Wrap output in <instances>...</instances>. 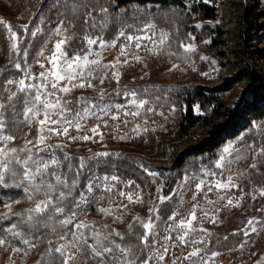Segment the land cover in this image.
I'll use <instances>...</instances> for the list:
<instances>
[{"label":"snow or ice","instance_id":"1","mask_svg":"<svg viewBox=\"0 0 264 264\" xmlns=\"http://www.w3.org/2000/svg\"><path fill=\"white\" fill-rule=\"evenodd\" d=\"M197 0H184V12L191 13V9L195 6ZM95 4V7L92 5ZM113 11H109L106 5H103L99 0H49L45 5V10L63 16L54 28H50L46 33L41 27L44 22V11H41L37 17V23L29 29V25L16 26L22 30V34L18 36V32L13 30V25L4 20H0V25L7 29L8 40L10 41V51L17 56L15 61L10 62V67L19 70L20 78L14 79L10 77L0 78V96L7 92V101L0 102V130L5 129V110L12 109L15 114V103L23 104L24 122L29 128L33 123L37 127V135L32 140L25 139L24 145L17 147H7L8 142L13 141V135H4L0 131V187L4 189L15 188L22 189L28 201H33L34 197L39 195L42 199L35 200L32 207L25 210V213H13L11 211L12 203L19 201H11L4 203V207L8 210L6 214L0 215V219H9L10 216L18 217L17 223H11L8 227L0 226V245H11L12 240H18L20 245L27 246V250H31L39 243L40 236L33 235V228L38 222L35 218L47 216L48 221L52 223L46 224L45 227H50L51 231H56L58 223L61 231L57 233V240L62 241L53 249L52 241L48 240L49 245L47 254L52 255L53 252L58 254L62 260V264H70V261H75L76 253L72 251L75 248L79 252H87L88 256L85 259H93L97 264H209L207 252L204 249L207 246L210 233L202 226H198L197 208H201V216L204 219H209L210 222H222L215 213L220 211L215 207L212 200L207 199V194H204V200L208 205L214 208V212L209 213L203 211V205L197 200L193 194L195 201L187 215L182 216L175 209L172 210L167 220H161L159 215V206L153 201H149L152 205L149 207V217L141 219L135 216L133 219L136 226L143 232V235L132 231L133 224L128 225L129 232L127 240L125 234L116 231H101L94 223L89 224L86 220L79 219L81 216H86L87 206L93 203H98L104 197L100 195L98 198L94 193V189L111 192L115 182H121L126 186L134 185L132 179L121 181L117 175L97 176L94 168L96 166L115 167L114 162L108 160H98L95 166L87 167L86 161L96 157H109L110 153L99 152L92 153L91 158L77 157L73 158L67 153H64V163L60 161L56 154V150H62L67 147L62 140L55 145L48 144L46 141L52 136L66 137L69 141H90L94 136H99L102 141L104 139L101 133V127H111L113 131L120 129V125L125 127L131 125L129 132L119 135L120 140L133 139L146 136L149 131L155 132V127H149V114L154 109L150 101L145 99L143 95L138 94L137 89L128 88L127 85L121 90L119 87L120 78L122 75L121 69L129 66L130 61L139 62L147 67L144 57L139 55V51H146L149 55L160 57L167 56L169 62L175 57L177 61H183L185 64L192 66V54L196 52L195 43H184L180 41L178 47L182 50L179 53L171 51V46L175 42L170 39L171 33L166 29H157L156 22L151 17L155 14L158 17L166 18L168 12L177 14V10L169 7L167 11L161 9L158 4L145 3L143 6L131 3L126 10L124 7L115 4L113 0ZM86 10V11H85ZM93 12L97 13L93 16ZM66 14V15H65ZM84 15L85 30L81 37L85 47L83 49H69L68 43L76 38V33L71 35L68 33V28H73L74 20L79 19L80 15ZM71 16L72 19H68ZM91 21V24H89ZM129 21H132L131 23ZM50 22V21H49ZM209 23H212L211 21ZM216 23H219L217 21ZM67 24V27H65ZM112 26L115 35L111 40H105L103 33ZM195 28H201V23L197 22ZM99 32V34H94ZM38 34L43 37L44 42L40 44L37 51L34 53L33 60L44 68L43 61L46 60L50 67L40 71L38 76H34L31 72V66L27 62L29 50L33 45V38L38 37ZM25 37H28L25 40ZM191 40H195L192 33H188ZM49 40L54 41V48L47 50L45 55L46 45ZM120 41L119 51L112 61L103 62V53L109 48L117 45ZM202 43H210V40L202 41ZM143 44V48H142ZM69 51L72 55L69 56ZM123 57V59H121ZM200 60L208 61L210 58L200 55ZM216 60H211V65H216ZM23 64V67H22ZM178 63H172L168 71L177 69ZM9 68L0 69V72L8 71ZM185 69H181L184 71ZM195 70V69H193ZM215 70V69H214ZM110 73V75H109ZM147 75V73H144ZM208 75V73H201ZM143 77H141L142 79ZM93 79L104 84L105 80H115L117 89L115 96H123L125 103L115 102L112 95L105 93L104 88H99L97 99L92 100L83 96L75 101L63 99L65 94H69L76 88H91L96 89V85L92 83ZM32 81V82H26ZM38 81V82H37ZM15 87V91L12 88ZM150 89H159V86H145L140 89L142 94H150ZM156 99L160 98L156 93ZM194 109L199 113L200 107L198 104L193 105ZM170 111H175V105L171 106ZM163 115V113H159ZM42 115V118H40ZM123 117V119H120ZM131 118V119H129ZM89 119H94L96 123L90 128L87 127ZM109 119L113 122L119 120V123L109 125ZM167 119V117H165ZM14 127L19 124L13 121ZM163 127V126H161ZM70 129H73L76 134L71 135ZM166 131V129H164ZM91 132V135L88 133ZM264 136V134H262ZM33 140L35 143L33 144ZM95 142V141H93ZM32 144V147H28ZM43 145V147H40ZM35 149V151H34ZM243 151L250 152L253 155V163L251 168H256V157H264V143L256 147L250 144ZM235 152L234 158L230 159L231 153ZM18 153H24L23 158ZM41 153H46L41 155ZM241 150L229 144L224 146L222 154L214 161V165L221 171H212L211 169H203L201 178L195 183L197 190H202V186L209 185L207 191L213 190V185L217 190H224L221 195L217 191L218 199L226 200L225 207H239L240 198L229 194L228 190L237 188L236 179L244 178L243 173H231L232 164L239 159L245 158L241 156ZM120 157L119 153L115 154ZM73 159L77 160V164L73 165ZM225 165L229 174L224 177ZM66 166L67 171L63 168ZM140 167L149 176L155 177L156 172H150L147 167L140 164ZM86 169L88 178L85 181L84 190L80 191L79 197H75V192L79 187V177L81 172ZM71 174V175H70ZM208 177L214 179H206ZM39 178V179H38ZM185 181L196 180V176L189 177L185 174ZM138 189L139 185H135ZM161 191V186H157V192ZM175 191V189H173ZM85 192L89 195L85 196ZM259 194L264 196V189L259 190ZM121 197L127 196L129 202H132L134 195L132 191L125 193L120 191ZM244 195L241 189L240 196ZM255 195L252 199H255ZM160 202H166L170 199L168 196L160 195ZM112 197L109 198V207H98L97 211L106 216H113L114 221H122L123 214L114 213L111 207ZM135 202L143 203L139 193L135 195ZM182 202V199H181ZM70 204L71 207L62 205ZM125 205H117V208ZM63 216V219H59ZM179 217V219H177ZM259 218H249L245 225L246 229L250 227V231L255 233L256 223ZM157 221H160L158 224ZM169 221H171L169 223ZM197 221V225L193 224ZM27 231H25V227ZM108 226L105 225L104 228ZM264 228V225L261 226ZM158 229L162 230L164 235L159 237L163 240V250L158 246ZM244 236H248V231L243 232ZM119 239V243L117 242ZM227 239V237H225ZM138 241L140 248L144 251L143 257H138L135 252ZM177 245L187 246L190 250L182 257L173 256L171 260H165V256L170 250ZM244 247V244L240 246ZM27 250L20 246H11V252L23 251L27 255ZM204 252V255L201 253ZM217 251H211V257H217ZM9 264H12L9 261Z\"/></svg>","mask_w":264,"mask_h":264},{"label":"rangeland","instance_id":"2","mask_svg":"<svg viewBox=\"0 0 264 264\" xmlns=\"http://www.w3.org/2000/svg\"><path fill=\"white\" fill-rule=\"evenodd\" d=\"M45 0H35L27 14L24 16L23 12L20 9L15 8V5L12 4L11 0H0V20H4L7 23L13 25V30L18 32V36L22 34V30L16 26L19 25H29V29L32 28L34 24L37 23V17L42 11V7ZM26 6L27 3H24ZM210 7H213L215 10L214 19H202L197 14L194 15L195 24L197 22L201 23L202 30L204 28H209L210 30L215 31V35L211 34L202 35V38L197 40H192L188 43H195L196 52L192 54V60L194 64L189 66L183 61H177L175 57L171 58V62L167 56H152L149 55L146 51L140 50L139 55L144 57V61L147 64V67H144L142 63L130 61L129 66H126L121 69L122 75L119 82V87L122 90L125 85L128 88H135L138 91V94L144 96L145 99L150 101L148 106L153 107L154 111L149 114V127H155V132L149 131L146 136L142 134L141 137H136L133 139L120 140L119 135L129 132L131 125L125 127L123 124L120 125V129L113 131L111 127H101L100 131L104 136V139L101 141L99 136H94L93 140L90 141H69L66 137H59L52 135L46 143L55 145L58 141L62 140L67 147L62 150H56V154L62 164L64 163V153H67L73 158L77 157H86L91 158L92 153L99 152H109L110 156L116 157V153L126 152L136 155L140 160H142L150 172H156L155 177H149L148 182L145 186H140L137 189L134 184L131 186H126L121 182H115L114 187L111 192L103 190L94 189V193L97 198L100 195H103L102 200H98V203H93L87 206L86 216H81L79 219L86 220L89 224L94 223L95 226L101 231H111L116 230L125 234V240H127L126 235L129 232L128 225L133 224L132 231H136V222L134 221L135 216H139L141 219H147L149 217V207L152 205L149 201H153L156 205L159 206V215L161 220H167L168 216L171 214L172 210L175 209L182 216L187 215V210L191 208V205L195 202L192 197L193 194L196 195L197 200L200 204L203 205V211L209 213L214 212V208L211 205H208L204 200V194H207V199L212 200L216 208H219L220 211L215 213L219 220L222 222H210L209 219H204L201 216V208H197V221L199 222L198 226H202L207 229L211 234L208 237V243L204 252H207L209 264H264V228L261 226L264 225V196L259 194L260 189H264V178H260L258 181L253 177L252 171H258L260 168V163L263 157H256V168L253 169L250 167L253 163V155L250 152L243 151L247 148L248 145L254 144L256 147L261 146L262 140H264V122L257 123L253 131L243 133L237 139L228 142L226 145H233L235 148L241 150V156L245 157L239 160H236L230 169L231 173H243L244 178L236 179L238 185L237 188L228 190L229 194L240 198L239 207L235 206V201L233 206L225 207L227 203L226 200H220L217 196V191L224 194V190L215 189L214 185L212 191H207L209 185L202 186V190H197L195 188V183L198 182L201 178L203 169L201 168L199 173H194L191 168L185 169L182 172V175L179 177L175 170L172 169L174 158L176 155L182 153L191 145L199 142L200 140L206 137V133L203 130H199L192 134L189 137L184 139L177 138L175 132L178 126V120L180 116V110L178 106L175 105V111H170L172 103L168 104H157V101L151 93H156L161 95L163 91H181L187 90L191 91L197 86H206L210 88L222 86L225 81L235 73V70L229 66V62L226 59V56L230 55V52L239 49L250 50V53L247 54L248 62L255 66L257 71L261 76H264V59L257 54V51L264 53V0H211L205 1ZM246 7L254 8L256 17L251 19V22L254 25V28H250L245 31L242 23V17ZM212 23H209V22ZM219 21V23H216ZM3 25H0V28ZM56 26L50 23L45 17L44 22L41 24V27L46 33L50 28ZM4 27V26H3ZM157 29H165L163 27L157 26ZM6 29V28H5ZM71 35V34H70ZM246 36L248 42H245L243 36ZM6 36L8 40V34L6 29ZM28 37H25L27 40ZM250 38V39H249ZM210 40V43H202V41ZM217 40L218 46L211 49L209 45L212 41ZM9 45L6 48L0 46V68L2 64H9L12 61L17 59V56L14 52L10 51V41L8 40ZM44 42L43 37L38 34V37L33 38L32 48L29 50V55L27 58L28 64L31 66V72L34 76H38L40 71L46 70L50 67V64L44 60V68L40 67V64H37L33 60L34 53L39 48L40 44ZM70 43L67 47L70 48ZM120 41H117V45L113 48H109L103 53V62H109L114 59L119 51ZM54 48V41L49 40L46 45L45 55L48 54L47 50ZM143 48V44H142ZM173 51V50H171ZM220 53L226 54V56L221 57ZM69 54V53H68ZM209 57L208 61L200 60V55ZM69 56H71L69 54ZM3 59V60H2ZM123 59V57H121ZM216 60V65H211V60ZM172 63H178L179 67L168 71L171 68ZM231 64V63H230ZM23 67V64H22ZM181 69H185L181 71ZM195 69V70H193ZM215 69V70H214ZM147 73V75H144ZM201 73H208V75H201ZM110 75V73H109ZM1 76V72H0ZM20 75L16 78H20ZM141 77H143L141 79ZM32 82V81H26ZM38 82V81H37ZM92 83L96 85V89L91 88H76L73 89L69 94H65L63 99L68 101H75L77 98L83 96L92 100L97 99V92L99 88H104L105 93L112 95L115 102L125 103V98L123 96L116 97L115 91L117 89V83L115 80H105L104 84H100L98 80L93 79ZM159 86V89H150V94L140 93V89L145 86ZM244 86L239 84L234 90L228 89L224 93V100H229L230 102H236L240 99ZM15 91V87L12 88ZM8 96V93H7ZM6 96V98H7ZM6 99L0 98V102H6ZM24 107V106H23ZM159 113H163L160 115ZM167 117V119H165ZM42 118V115L41 117ZM120 119H123L121 117ZM131 119V118H129ZM24 116L21 119L23 124L22 132L15 137L13 141L8 142L7 147H21L24 145L25 139L32 140L33 137L37 135V125L33 123L31 127L24 122ZM96 121L94 119H89L87 127L94 125ZM113 123H119V120L113 122L109 119V125ZM163 126V127H161ZM166 129V131L164 130ZM4 135H9L6 131V125L4 130H0ZM71 135L76 134L73 129H70ZM91 135V132L88 133ZM247 136L258 140V144L255 141H248ZM254 137V138H253ZM95 141V142H93ZM159 141H164L166 146L158 148ZM35 141L33 140V144ZM224 145V146H226ZM223 146V148H224ZM28 147H32V144H29ZM43 147V145H40ZM223 148L221 153L223 152ZM35 151V149H34ZM21 158L25 155L24 153H18ZM45 155L46 153H41ZM236 155L235 152L231 153L229 156L230 159L234 158ZM91 160V159H89ZM88 160V161H89ZM86 161V162H88ZM264 169V168H263ZM212 171H221L214 167ZM97 176L100 175L95 171ZM187 174L189 177L196 176V180L189 179L185 181L183 178ZM229 174L227 166L225 165L224 177ZM39 179V178H38ZM206 179H214L208 177ZM123 181V180H121ZM161 186V191L157 192V186ZM175 189V191H173ZM243 190L244 195L241 197L240 192ZM120 191L125 193L132 191L134 199L132 202H129L127 196L121 197L119 195ZM139 193L143 203L135 202V195ZM89 194L85 192V196ZM160 195L168 196L170 199L166 202H160L158 197ZM255 195V199H252V196ZM112 197L111 207L114 213L123 214L122 221H114L113 216H106L97 211L98 207H109V198ZM1 198V197H0ZM43 197L37 195L34 197L33 201H28L24 196L21 198L14 199V197L5 198L3 201H19L18 203H12L11 211L13 213H22L27 208L32 207L35 200L42 199ZM182 199V202H181ZM3 207L0 211V214L7 213V209ZM117 205H125L126 209L123 207L117 208ZM249 218H259L256 223L257 231L255 233L250 231V227L246 229L245 225ZM59 219H63V216H60ZM179 219V217H177ZM44 221V220H43ZM197 221H193L194 225H197ZM171 221H169L170 223ZM52 222L44 221V225L41 228H38L35 224L33 228V235L40 236L39 243L36 247L31 250H27V246L19 244L18 240H14L15 243L12 246H20L27 250V255L23 251L13 253L10 250L8 257L3 255L2 247L0 245V264H9V261L12 264H40L42 257L47 254V249L49 247L47 241L51 240V247L54 249L58 243L62 241L57 240V233L61 231L59 224H56V231H51L50 227H45L46 224L50 225ZM159 224L160 221H157ZM107 225V228L104 226ZM25 231H27V227ZM248 231V236H244L243 232ZM164 235L163 231L158 229V246L163 250V240L159 239ZM227 237V239H225ZM119 243V239L117 238ZM244 244V247L240 246ZM137 245V244H136ZM190 249L184 245H177L172 248L168 255L165 256V260H171L173 256L182 257ZM76 253L75 261H70V264H85V259L88 256L87 252H79L75 248L72 249ZM211 251H217V257H211ZM136 255L138 257L144 256V251L142 248H135ZM204 252L201 255H204ZM48 264H55V262ZM86 264H97V261L93 259H87ZM150 264L152 262L150 261Z\"/></svg>","mask_w":264,"mask_h":264},{"label":"trees","instance_id":"3","mask_svg":"<svg viewBox=\"0 0 264 264\" xmlns=\"http://www.w3.org/2000/svg\"><path fill=\"white\" fill-rule=\"evenodd\" d=\"M205 1L211 0H197L195 6L192 7L191 13L197 14L202 19H214L215 10L213 7L205 4ZM12 4L15 5V8L20 9L25 16L35 0H11ZM49 0H45L42 11L50 23L53 25L59 23L63 16H58L55 14V10L48 12L45 10V5H47ZM103 5H106L109 8V11H113L112 4L113 0H99ZM115 4L128 9L131 3L143 6L145 3L158 4L162 10L167 11L171 6L177 10V14L168 12L166 18L158 17L153 15L151 18L155 20L156 25L169 30L171 33L170 39L175 41L171 50L173 52L179 53L182 51L178 44L180 41L188 43L192 41L188 37V33H192L195 37V40L202 38L205 33L208 35H215L214 30L209 28H204L199 30L195 28V18L191 14H186L184 12V0H114ZM24 3H27L26 6ZM95 7V4L92 5ZM254 8L246 7L242 17V23L245 31L250 28H254L253 23L251 22L252 18L256 17ZM86 11V10H85ZM66 15V14H65ZM97 13L93 12V16H96ZM68 19H72L71 16H68ZM130 23L132 21H129ZM74 27L68 28V33L72 34L75 32L76 38L73 39L70 43L69 49H83L85 47L81 37L84 34L85 30V19L84 15L81 14L79 19L73 21ZM91 24V21H89ZM67 27V24H65ZM94 34H99L97 33ZM115 32L110 25L108 30L103 33L105 40H111ZM245 42L248 40L246 36H243ZM250 39V38H249ZM217 40H213L209 47L211 49L218 46ZM9 42L6 36L5 27L1 26L0 28V46L3 48L8 47ZM250 53V50L239 49L230 52L229 56H226L224 53H220V56H226V59L229 62V66L235 70V73L230 76L222 86L210 88L206 86H197L191 91H169L165 90L157 100V104H174L178 106L180 110V116L178 120V126L175 132V136L180 139L191 136L199 130H203L206 133V137L199 142L191 145L182 153L178 154L174 158V163L172 169L175 170L177 175L180 177L182 172L187 168H191L194 173H199L201 168L213 169L215 167L214 161L218 159L221 150L224 145L228 142L233 141L240 137L243 133L253 131L254 126L259 122H264V76H261L257 71L255 66H252L248 62L247 54ZM257 54L264 59V53L257 51ZM69 54L72 55V52L69 51ZM3 60V59H2ZM231 63V64H230ZM3 66L0 69L9 68L8 71L1 72L0 78L10 77L16 79L20 72L14 68L10 67L9 64H2ZM239 84L244 86L240 99L236 102H230L229 100H224V93L228 89L234 90ZM7 92L3 93L0 98L6 99ZM198 104L200 107V112L198 113L193 105ZM14 108L16 109L15 114L12 112L11 108L5 110V120H6V131L9 135L17 137L18 134L22 132L23 124L21 119L23 117V104L15 103ZM19 124L18 127H14L13 121ZM254 138V137H253ZM248 141H255L259 143L256 138L252 139L250 136H247ZM158 148L166 146L164 141H159ZM264 143V140H262ZM120 157H96L92 158L86 162V169L90 166H95L96 161L98 160H108L110 163L114 162L115 167H106L103 165L96 166L94 171L100 175H117L121 180L132 179L134 182L140 186H145L148 182L149 177L146 172L140 167V164H143L145 167L146 164L140 160L136 155L126 152L119 153ZM77 160L73 159V165L77 164ZM264 157L261 160L260 168L258 171H252L253 177L258 181L260 178H264ZM81 172L79 177V187L75 192V197H79L80 191L84 190L85 181L88 178V173L86 171ZM64 171H67L66 166L63 168ZM71 175V174H70ZM25 198V194L22 189L8 188L4 189L0 187V211L2 210L4 199L8 197H14L17 199L19 197ZM65 207H71L70 204L62 205ZM28 209V208H27ZM13 212V211H12ZM25 213V211H22ZM6 214V213H5ZM1 215V214H0ZM4 215V214H2ZM18 217L10 216L9 219H0V226L8 227L11 223H17ZM38 222L36 223L38 228H41L44 225V221L47 220V216H41L35 218ZM44 220V221H43ZM134 231L140 235H143V232L136 226ZM3 233H0L2 236ZM126 238L127 235H126ZM15 241H11V245H4L3 255L8 257L11 246ZM139 246L138 241H133ZM55 262V264H62V260L58 257V254L55 252L51 256L45 254L40 264H48Z\"/></svg>","mask_w":264,"mask_h":264}]
</instances>
